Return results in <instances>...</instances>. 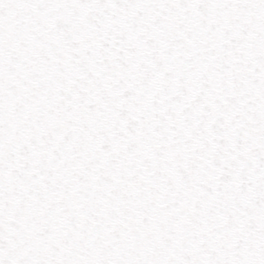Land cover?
Segmentation results:
<instances>
[{
  "label": "snow or ice",
  "instance_id": "1",
  "mask_svg": "<svg viewBox=\"0 0 264 264\" xmlns=\"http://www.w3.org/2000/svg\"><path fill=\"white\" fill-rule=\"evenodd\" d=\"M0 264H264V0H0Z\"/></svg>",
  "mask_w": 264,
  "mask_h": 264
}]
</instances>
